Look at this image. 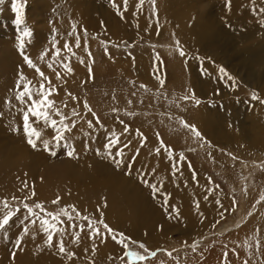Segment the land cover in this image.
<instances>
[{
	"label": "rangeland",
	"instance_id": "1",
	"mask_svg": "<svg viewBox=\"0 0 264 264\" xmlns=\"http://www.w3.org/2000/svg\"><path fill=\"white\" fill-rule=\"evenodd\" d=\"M79 1L83 2V7L85 3H87L91 8L88 12L85 10L86 8H84L85 12L80 13L79 11L78 13L80 14L92 13L91 16H94V14L105 15L107 12H111L112 16L115 18L120 16L117 7L114 6L111 0ZM130 1L135 3L138 0H128V2ZM219 1L220 0H209L208 4L204 6V11L209 9L214 10L215 14L213 17L215 19L223 18L224 14H228L229 12L231 14L233 11L219 9L222 8L218 6ZM262 1L264 2V0ZM44 2L51 5L52 8L55 6L54 3H57L56 0H33V2L30 3H27L25 0V24L20 28L14 23L15 13L11 11V0H4V3L0 4L1 6L5 5V9L0 10V112L3 113V116L0 117V201L8 200L13 207L20 206L21 212L18 215L21 219L24 214V209L22 207L23 203L33 206L37 202L41 203L46 211L50 213H58L67 206V211L73 217H76V213L71 211L70 204L67 202L65 203L56 192H59L57 189L61 184L68 181L70 182V188H72L76 182V184H78V190H80V185L85 179L83 170L80 171L79 167H77V165H80V161L84 156L73 130L71 132H65L64 135L66 139L74 145L77 154V158L67 157L75 159L77 165H69L70 170L65 172L64 169L66 168L63 167L62 164L67 161V157L65 159H62V157L66 154L63 151H59L56 156H52L49 152L42 150V148H32L27 143L22 131L19 133L13 131L14 128H22V120L15 123L17 118H22V115H20L22 113L17 111L19 108L15 105L13 108L4 103V99L15 87L19 72L23 73L26 78L25 82H31L34 89L38 88L40 85L38 81L31 79L32 75L36 77L38 75L35 69L25 64L19 52L18 33L22 32L23 27L26 26L34 32L33 36L30 38V43L28 42L29 38H25V50L26 54L30 56L37 67L40 68L39 61L47 63L49 59L47 53L43 52V50L46 47L47 50H50L49 48L52 46L53 40H55V45L57 44V38L50 39L46 35V32L56 29L59 25L56 24L55 17L51 18L44 15V10L42 8ZM95 3H100L101 6L96 7ZM115 3L119 5V12H125L124 8L121 7L124 0H115ZM239 3L234 1L233 5L227 8L238 7V17H240L239 25L241 29L242 23L245 20H249L251 21L250 23H253L251 26L254 27H251V30L254 35H257L256 38L258 39L254 38L249 44L247 43V46L251 48L248 50L249 52L242 49L244 43H239L238 38L234 40L232 37V39H230V30L221 29L219 27L215 36L217 43L213 46H209L211 50H207L203 49V44L192 41H187L182 44L185 48L183 49L182 45L177 42L176 37L173 35L171 36V33H168L166 38H149L147 35L133 32L131 30L132 26L129 24L125 25V28L122 27V32L118 30V27L115 28L116 35H119L117 39L113 37L105 38L101 34H99V36H93L90 32L87 33L86 31L85 33L83 29L81 37H83L84 48L85 41L87 42V51H85L84 58L87 67L89 68V66H91L92 78L89 77V72H87L85 79L81 77L82 74L79 75L81 78V80L79 79L80 83H78V78H76L77 83L71 84L70 81L76 77L72 72L67 75L73 77H71V80L65 76L63 77L64 79H57L56 75L54 76L49 69V74L44 72L45 77L48 78V80L44 81L45 86L47 87L50 81L51 85L57 89V92L49 97L56 102L57 107L62 110L71 111L76 109L81 116L84 115L83 125L92 121L99 126H105L104 133L99 135L101 137L100 139L103 140L101 143L102 146L107 143L106 135L108 136L113 129H115L117 133L120 132L119 134L122 135H120L121 143L118 145V147H121L128 139H135L133 137L134 135L130 132L132 128L136 131V127H140L139 129L141 130H143L144 127V130H150V133L152 132V135L154 134L155 137L159 134V139L162 140L163 143L167 145L170 143L176 157H180V154L183 153L185 158L184 164L186 162V165L189 167L188 162L191 163L192 169L195 171V178L201 175L203 180L213 186L217 190V194H220L223 198L224 204L227 207L226 208L223 204L225 207V214H223V216H218L219 218H216L217 220L214 221L210 229L204 230L194 237H191L184 227L177 226L173 227L169 233L163 232L162 239L164 240L162 241L161 239L159 242H156L153 239L134 238L124 231V229H115L110 226L117 231V235H119V233H124L125 237H131L134 241L144 243L148 249L153 251L161 249V251H158L157 256L147 261L146 264H219V262L220 264H225V258H223V253L225 252L228 254L226 264H245V261H247V264H264V199H262L264 198V143H262L264 142V104L262 103L260 110L254 112L253 110H256V107L251 103L255 101L251 99L254 92L258 97L260 94L264 96V90L261 92L259 89L264 87V76H261V72H258L257 67H253L254 64L251 63L254 59L260 60L263 62L260 65V69L264 64V25L260 23L261 20H264V15H254L252 7L251 10L246 8V11L249 10L254 15L253 17H248V14L239 8V6H241V3ZM262 6L264 7V3ZM133 19L134 17L132 16L131 21ZM126 28L127 30L125 31ZM243 32L241 34H243ZM121 34L122 37L120 38ZM53 36H56V34ZM39 37H41V40ZM257 40L259 44L256 45L257 47L253 46V43ZM192 45L193 47H197L199 52H195ZM32 49H37L39 53L35 54L34 52L31 55L30 52ZM105 49H107L108 54H105ZM180 50L185 51L188 58L183 60L184 58L179 55ZM202 50L205 51V53ZM209 51H213L212 57L209 53H206ZM89 52L91 53V57L88 55ZM4 53L9 55L10 58L2 56ZM140 53H152V58H156L157 62L159 61L160 70L162 69L159 76L153 74L154 71L152 67L149 72H147L148 74L142 71L143 75L139 73L140 70L137 69L138 66L151 65V62L148 64L140 63V65L134 62L135 55ZM216 53L219 54L220 57H217L215 55ZM42 54L43 60L41 59ZM196 56L206 58L203 67H206L209 75H202V70H197L201 67L199 61L191 58ZM113 61L120 62L123 69L115 73L116 69L109 64ZM212 61H214L215 64H213ZM46 63L45 65H47ZM220 66H223L225 70L234 77V87H227L225 82L219 80L218 68ZM193 69L199 71L197 76L194 77L195 79L191 77ZM41 71L43 72L42 69ZM52 76L56 79L55 81H53ZM161 80H163V84H161ZM228 83L231 84L230 81ZM142 84L146 87L142 88ZM188 85L195 86L199 91L196 92L201 94H197L200 96L198 99L202 101L199 106H196L193 101L186 104L184 100L181 99L180 94L184 92L183 87L187 89ZM179 87L182 88L180 89ZM218 89L221 96H225L224 98H218L217 96L220 94L215 95ZM202 96H204V98ZM73 97L76 99H73ZM164 98H166V101L172 98L174 100L172 103L173 108L175 107L178 110L181 109L180 115L182 116L183 114L181 121H178L177 117L171 118L168 110L172 107H164V113H168V115H163L160 111L155 109L153 104H149L156 103L157 99L160 101V99ZM225 99L232 103L223 111L224 107L220 102L225 101ZM129 100L134 103L138 102L140 107H135V104L132 102L131 105ZM262 100H264V97ZM206 101L215 102L211 110H209V107L203 108L208 110L206 111L208 114L212 115L213 132L215 130L214 133L218 136L213 142H210L208 138L204 136V129L198 125L199 123L194 124L192 118L194 112L202 109L200 105L203 107ZM85 102L91 111L85 108ZM141 102L146 103L142 106ZM217 103L220 106L216 107ZM233 103L235 105H233ZM113 109H116V111H113ZM245 109L248 111H244ZM249 112L253 113L250 114ZM93 113H95V116ZM126 113H132V115ZM215 113H217V115H215ZM225 114H228L229 117ZM253 115H259L257 118L259 117L261 120H257L256 122V120L251 118ZM215 116L218 117V120H215L217 119ZM97 118L99 123H97ZM188 118H190V120ZM73 120L80 122L73 118H69L66 122L72 124ZM121 120L124 122L123 124L119 122ZM112 121L115 123H112ZM184 122L188 125H194L195 128L202 133L201 137H195L190 128L183 126ZM237 122H239L240 125H238ZM124 124L128 125L130 128V131L127 133H123L124 126L122 125ZM119 126L122 127L120 128ZM36 127L42 131L44 139H49L52 143H55L52 139L53 137L49 138V134L44 131L41 124H37ZM117 127L118 130L116 129ZM86 130L83 132L78 129V132L83 133L80 134V137H87L85 135V133H87ZM137 131L139 132L138 129ZM237 132H239L240 138L236 135ZM225 134L227 137H222ZM249 139L255 140L254 142H247ZM225 140L227 141L225 142ZM166 141L170 142L166 143ZM232 141L243 142L246 146L244 145L245 148L243 147V149L237 147V145L229 146L227 143ZM95 144H98L96 140ZM248 145L250 149L247 148ZM251 146H254L255 150L252 149ZM81 147L83 148V146ZM259 148L262 150H259ZM114 149L112 151H114ZM105 153L107 154V152ZM37 154L41 155V159H38L39 161L36 160ZM6 155H8V158L4 160V156ZM20 157L23 158V160H20ZM110 161L111 159H109V162ZM253 162L254 165L256 164L255 166ZM87 165L90 169L93 168L92 164L88 163ZM30 166L33 169L31 171L33 174L27 175L26 173L31 170ZM252 167H254V170H251ZM72 168L74 170H72ZM139 169L140 163L136 161L130 169L124 171V175H135ZM129 171L131 175L126 174ZM27 176L29 177V181H27ZM67 176L69 177L66 178ZM25 182H27L28 190L25 189ZM33 189L35 192L34 196L32 194ZM47 191L52 195L48 196L46 193ZM13 197L17 199L14 200ZM25 197H28V199H25ZM57 198H59V201L54 204L53 201L57 200ZM226 200L228 202H226ZM90 201L93 206L96 200L92 198ZM80 212L83 213V215L80 214L81 217H88L96 222L100 221L92 212L85 214L81 207ZM237 214H240L241 217ZM113 215H115V213ZM242 216L245 217L243 218ZM240 219L242 221H240ZM60 221L63 223L60 224L58 222L57 227L63 230L64 247L66 252H73L79 257V260H76L77 264H127L126 257L121 259L124 251L122 246L118 241H113L110 237L107 239L108 245H110L108 252L101 257L102 259L94 257L96 254L91 255L90 251L83 252V250H80L83 241L79 238V243L74 242L76 233L67 237L71 234L70 228L76 229L74 231L79 233L78 227L80 228V225H83V230H89L87 220L77 218L73 221H69L67 217L61 214ZM159 221V226L162 229L161 219H159ZM25 223L28 224L29 222L25 221ZM225 223H228V227L223 230L221 228ZM73 224H75V227H73ZM204 227L206 226H203L201 229ZM21 229L22 225H20L19 220L14 218V222H10L7 226V231L9 233L8 240L4 239V232L0 231V246L2 245V249L0 250V264H28L29 262H39V264H42L44 261L45 263L48 262L47 260H49V258L54 259L59 255H65L62 253L60 254L59 251V242L61 238L59 232L54 234L53 246L50 247L45 243L47 235L40 228L39 221L34 225H30L26 235L21 232ZM99 229L101 232L104 231L103 224H99ZM18 234L23 236L19 248H17L14 243ZM33 234H35L36 240L33 238ZM100 242H98L99 244L97 243V246L100 245L102 248L106 246V242ZM194 244L196 245L195 250L193 249ZM88 247H92V241ZM132 248L144 254L143 249H140L138 244L132 246ZM57 252L58 254H56ZM168 253H171V256H169ZM181 254L185 255L186 258L183 259V257H180ZM64 260L65 258L58 259L60 262ZM54 261L55 260H53V262ZM253 261L257 263H253ZM141 264H145V262H141Z\"/></svg>",
	"mask_w": 264,
	"mask_h": 264
},
{
	"label": "bare ground",
	"instance_id": "2",
	"mask_svg": "<svg viewBox=\"0 0 264 264\" xmlns=\"http://www.w3.org/2000/svg\"><path fill=\"white\" fill-rule=\"evenodd\" d=\"M26 1H27V3L33 2V0H26ZM65 1L66 0H56L57 3H54L55 6L53 8L51 5H48L46 2H44L42 5V8L44 10V15L47 17H51V18L55 17V22L57 25H59L55 29L56 30L55 33H53V30L46 32V35L48 38H50V39L51 38H57L58 39V41L56 42L57 44L55 45V47H58L61 49V55L58 57V60H63L65 56H70V66L73 69L72 73L74 74V76L76 75V77L73 78L71 75L67 76L69 74V72H67L64 68L59 67L57 64H54L55 70H53V71H52V69H50L48 67V62L51 60L53 52L55 50V48L53 46V42H52V46L49 48L50 50H47V47L43 50V52L47 53V56L49 58L47 60V63L43 62V61L42 62L39 61V66L43 70V72H46L47 74H49V72H48V69H49L51 71V73L54 74V76L56 75V72H59L61 78H63L64 76L67 77L69 80H71L73 78V80L70 81L71 84L77 83L76 78H78V83H80L79 82V79L81 80V78L79 76L80 74H82L81 77H83L85 79L87 72H88V69H89L86 65L85 58H84L85 48H84V42L82 39L83 37H81V35L83 33V29L86 30L87 33L90 32L91 34H93V36H99V34H101L105 38L113 37V38L117 39V37L119 35H116L115 28L118 27V30H120L122 32V30H123L122 27L125 28V25L130 24L132 26L131 30L133 32H139L143 35L149 36V38H154V37L155 38H166L168 33H171V36L173 35L174 37H176L177 42L181 45L186 43L187 41L199 42V43L203 44V49H207V50H211L209 48V46H213L217 43L215 36L217 34L218 27L221 29L230 30L231 32L230 33L228 32L230 37H231L230 39H232V37L234 40L236 38H238L239 43H241V44L244 43V46L242 49L245 51H248L249 49H251L247 46V43L249 44V42L251 40H253L254 38L257 37L256 34H255L256 35L255 36L252 33L251 27L253 28L254 26H251V24H253V23H250L251 21L245 20L242 23V29L240 28V25H239V18L240 17H238V7L227 8V7H229V0H224V1L220 0L218 2V6L222 7V8H219L221 10H230V11L233 10L231 12L232 15L229 12L228 14H224L223 18H216V19L213 17L215 14L214 10L209 9V10L204 11V6L206 4H208L209 0H154V3L152 2V0H145V3L142 6H140L139 8L137 7V5L139 4V0L135 3L130 1V2H128V5H127L128 11L123 12V18L121 17V15L119 17L115 18L112 16L111 12H107L105 15L94 14V16H91L92 13L80 14L82 12H85L84 8H86L85 10H87V12L90 11L91 8L87 3H85V6L83 7L82 1H79V0H74V1L73 0H67L68 2L67 1L65 2ZM202 1H204V2H202ZM234 1H236L237 3H239V2L241 3V6H239V8L242 9L246 14H248V17L254 16L251 13V11H249L253 7V0H248V1L247 0H230V6L233 5ZM263 3L264 2L262 0H255V6L263 7L262 6ZM4 6L5 5H3V6L0 5V10L5 9ZM95 6L99 7V6H101V4L95 3ZM121 7L124 8V3L122 4ZM246 8H249V10L246 11ZM94 9H92V10H94ZM79 11H80V13H78ZM132 16L134 17V19L131 21ZM250 20H251V18H250ZM254 22H256V21H254ZM28 24H29V22H28ZM82 25L84 28L82 27ZM44 29H46V28H44ZM126 30H127V28L125 29V31ZM213 31L214 32L216 31V32L214 33ZM70 32L73 33L72 36L68 35ZM242 32H243V34H241ZM76 33H78L80 36V47L79 48L75 47V43H76V35L75 34ZM54 34H56V36H53ZM122 34H121L120 38L122 37ZM44 37H46V36H44ZM39 38L41 40V37H39ZM256 39H258V38H256ZM65 41L69 42L72 52H75V56H71L70 52H68L67 50H64L63 45H64ZM258 44H259V42L257 40L253 43V46H256ZM192 47H193V45H192ZM182 48L185 49L183 47V45H182ZM193 50L195 52L198 51L197 47H195V46L193 47ZM259 50H261V49H259ZM34 52H35V54L39 53V51L37 49H35V50L32 49L30 54L32 55V53H34ZM203 52L205 53V51H203ZM6 53H4L2 56L8 58L9 55H7ZM206 53H209V55H211V57H212L213 51H209ZM151 54L152 53H149V54H147V53L141 54L140 53V54L135 55V61L134 62L139 63V65H140V63L141 64H148L149 62H151V65H147V66L146 65H140V66H138L137 69L140 70L139 73L143 72L145 74H148L147 72H149L151 67L154 71L153 74L156 75L157 71H159V73H161L162 69L160 70L159 61L157 62L156 58L153 59ZM215 55L217 57H220V55L217 53ZM256 55H253V56H256ZM79 57H83V61H84L83 63L80 62ZM183 58H184L183 60H185V58H188V57L186 55V57H183ZM45 63L47 65H45ZM251 63L254 64L253 67L254 66L257 67L258 72H261V76H264V69H263L264 64L262 65V67L260 69V65L263 62H261L258 59H254V60H252ZM109 64L116 69L115 73H116V71H121L123 69L120 65V62H118V61H113ZM199 68L200 69H197V70H202L201 67H199ZM203 68H206V67H203ZM197 70L196 69L192 70V72H191L192 78L196 77L197 74L199 73V71H197ZM85 72H86V74H85ZM143 73H142V75H143ZM83 74H85V75H83ZM200 75H201V73H200ZM126 76H128V75H126ZM140 76H141V74H140ZM185 76H187V75H185ZM213 76H215V75H213ZM130 77H131V75H130ZM56 78H57V76H56ZM31 79H35V81H38L39 83H41V80L38 76L36 77V76L32 75ZM52 79H53V81L56 80L53 76H52ZM190 82H191V80H190ZM65 83H66V81H65ZM54 85H55V83H54ZM179 88L181 89L182 87H179ZM183 89H184V92L181 94L179 93L180 97H182L184 95H191V90H193V89L195 90V96L197 98L200 97L198 95H201V94L197 93L199 91L196 89L195 86H189L188 85L187 89H186V87L185 88L183 87ZM259 89L262 92L264 90V87H261ZM15 94L16 93H15V90L13 88L12 92L9 93V95L6 98L10 99L13 105L20 108L19 103L15 100ZM213 95H214V93H213ZM261 96L262 95L260 94L258 100L251 102L252 105L254 104V106L256 107V110L255 109L253 110L254 112L260 110V107H262V103L260 101L262 100V98L264 96H262V97ZM202 97L204 98V96H202ZM210 97L213 98L212 96H210ZM217 97L222 99L225 96L224 95L221 96V94H220ZM5 99H4V101H5ZM158 99H157L156 103H149V104H151V105L153 104L155 109L160 111L163 115H166V114L168 115V113H169L171 115V118L177 117L178 121L182 120L183 114H182V116L180 115L181 109L178 110L175 107L173 108L172 103L174 102V100L172 98H170L168 101H166V98L160 99V101ZM207 100H208V97H207ZM129 101H131V100H129ZM131 102L133 104H135V107H137V108L140 107L138 102H135V103L133 101H131ZM184 102L187 104L188 102H192V101L189 100L187 102L186 101H184ZM210 102L206 101V104L203 107H202V105H200V107L202 109L195 111L192 118H193L194 124L199 123L198 125L204 129V132L202 131L205 134L204 136L206 138H208V140L210 142H213L218 138V136H217V134L214 133L215 130L213 132L212 115L208 114L206 112L208 110L203 109V108L209 107V110H211V108L214 106L215 102L214 103L213 102L210 103ZM132 103H130V104L132 105ZM145 103L146 102H141L142 106H144ZM231 103L232 102L231 101L229 102L227 99H225V101H223V102H220V104L224 107L223 111ZM233 105H235V104L233 103ZM217 106H220V105H218V103H217L216 107ZM164 107H172V108H169L168 113H164ZM234 108H235V106H234ZM142 109H143V107H142ZM63 110H64L63 112H64L65 116H69L70 118L77 119L78 121H80V122H76V124L72 128V130L78 139V145H80V148L82 149L83 156H84V158L80 161V165H77L75 159H70L69 157H67V155H64L62 157V159H65L67 157L66 158L67 161L62 164L63 167H65L67 169V170L64 169L65 172L70 170L69 165L76 164L77 167H79V170L80 171L83 170V172L85 174V179H84L83 183L80 185V187H81L80 190H78V184H76V182H75V185L72 188H70V186H69L70 182L69 181L64 182V184H61L57 189L59 191V192H56V193H58L57 195L60 196L65 203L67 202L70 204L71 211H73V207H74L76 209V211H78L80 214L83 215V213L80 212V207H81L85 214L92 212L95 214V216H97L96 218H99V219H101L100 213L102 212L103 213V220L106 223H108L109 226H111L115 229H124V231H126L128 234H130L134 238L136 237V238H143V239H153L156 242H159L162 239L163 232L169 233V231L173 227H177V226L178 227L179 226L184 227L185 230H187L188 234L191 237H194V236L200 234L201 232H203L204 230L210 229L211 226L213 225L214 221L217 220L216 218L218 216H221L222 212H223V214H225V207L226 206L224 204V201H223V198L221 197V195L217 194V190L213 186H211L210 184L206 183L203 180V178L201 177V175L196 176V178H195L193 176V173L189 170V167L186 165V162H185V164L183 163V166H182V168H180L179 171H174L173 163L175 162V160H179L180 157L177 156L178 157L177 158L174 155L175 160L170 158L169 154L167 152H165L163 146L161 145V143H160L161 140L158 139V137H155L154 134L152 135V132L150 133V130L149 131L144 130V127H143V130H141V129H139L140 127L139 128L136 127V131H135L134 128H132L130 126L132 128V130L131 131L129 130V131L132 133V135H134L133 137L135 139H132V140L128 139V141H126L127 143L125 142V144H129V141L131 143L129 144V146L127 148L124 149V152H125V156L123 158L124 159V165L117 166L113 162V160H111L109 162V157L105 153L106 151L104 149V146L101 145L103 140L100 139L101 137L99 135H102L104 133L105 126L101 127V126L94 124L92 122L93 128H89L88 123L83 125V123H84L83 122V116L84 115L81 116V114L77 111L79 113V116H70L71 110H65V109H63ZM244 111H248V110L245 109ZM251 113H253V112H251ZM189 114H191V113H189ZM20 115H22V114H20ZM215 115H217V113H215ZM225 115L228 116V114H225ZM257 116H259V115H253V116H251V118L256 120V122H257V120H261L259 117L257 118ZM222 117H224V116H222ZM54 118L57 119L59 117H54ZM216 118L217 119H215V120H218V117H216ZM255 118H257V119H255ZM188 119L190 120V118H188ZM21 120H22V118H17L15 123H18ZM112 123H115V122L112 121ZM68 124H70V123H68ZM108 124H110V123H108ZM237 124L240 125L239 122H237ZM124 125H122V126H124ZM41 126L43 127L44 131H46L49 134V138H51L55 135V132L53 129L46 128L43 124H41ZM122 126H119V127L121 128ZM142 126H144V125H142ZM78 129L82 130L83 132H85V130L87 129L86 130L87 133H85V135L87 137L81 136V137H83V138H81L80 134H83V133L78 132ZM116 129L118 130V127ZM137 129L139 130V132L137 131ZM219 129H220V127H219ZM118 133H120V132H118ZM123 133H124V131H123ZM226 134L223 135L222 137L225 136V138H226L227 137ZM236 135H238V137H239V132H237ZM91 136H93V137H91ZM43 137L44 136L42 135V138ZM106 137H107V135H106ZM142 137L147 138L146 140L143 141V146H141ZM152 138H153V141H152ZM229 138H231V137H229ZM125 139H127V138H125ZM95 140L98 144H95ZM254 140L249 139L247 142H254ZM123 141H125V140H123ZM226 141L227 140H225V142ZM169 142L170 141H168V142L166 141V143H169ZM262 143H264V142H262ZM163 144L167 145L165 143H163ZM227 144L229 146L237 145V147H239V148L241 147L242 149H243V147L245 148V146H246L245 143H243V142L240 143L238 141L228 142ZM85 145H87V148L85 147ZM81 146H83V148ZM167 146L169 149L174 150L173 147L170 145V143ZM121 147H123V146H121ZM255 147H256V145H255ZM255 147L251 146V148L254 150H255ZM175 148H177V147H175ZM247 148L250 149V146L248 145ZM97 149H99V154H97V151H96ZM137 149H139L138 155H137ZM157 149H160V151L157 152ZM230 149H231V147H230ZM259 150H262V149L259 148ZM115 151H116V149H114L113 153H115ZM237 152H239V151H237ZM7 158H8V155L4 156V160H7ZM133 158H135V162L137 161L138 163H140V169L137 170L135 175H132V176L124 175V171L130 169L134 165L135 162L132 163ZM21 159L23 160V158L20 157V160ZM38 159L39 160L41 159V155L37 154L36 160L39 161ZM263 161H264V158H263ZM10 162H8V163H10ZM88 163L93 165L92 169L89 168V166L87 165ZM10 164H13V163H10ZM128 164H131L130 168L126 167ZM253 165H254V162H253ZM248 168H250V167H248ZM253 168L254 167H252L251 170ZM30 169L31 170H29V172L26 173L27 175L33 174V173H31V171L33 170L31 166H30ZM72 170H74V169L72 168ZM64 171H63V173H64ZM52 173H54V172H52ZM68 177L69 176H67L66 178H68ZM28 179H29V177L27 176V181H29ZM145 179L148 181L149 184L150 183L156 184V187L159 190L156 195L153 194L152 189L149 186L145 185V183L143 182V180H145ZM25 189L28 190L27 187ZM46 193L48 196L52 195L49 191H47ZM205 197H207V199H205ZM92 198H94L96 200L93 206H92V202L90 201ZM38 199H40V198H38ZM77 201H79V202H77ZM166 201H167V203H166ZM226 202H228V201L226 200ZM223 204L225 207L223 206ZM98 209H99V211H98ZM172 209H175V211L171 212ZM76 211H73V212L76 213ZM170 212H171V215H169ZM114 213H115V215H113ZM239 217H241V215ZM243 218H242V220H243ZM159 219H161L162 229L159 226V224H160ZM242 220L240 219V221H242ZM203 226H206V227L201 229ZM227 227H228V223H225V224H223L221 229L224 230ZM74 230H76V229L70 228L71 234L68 235L67 237H70V236L74 235V233H77V231H74ZM78 232H79V238L82 239V241H83L82 247L80 248V250H83V252H86L85 249H87V252L90 251L91 255L96 254L94 257H99V259H102L101 257H103L105 255V253L108 252V249L110 246V245H108V240H106V246L102 248V247H100V245L97 246V243L101 241L100 238H96L95 241L89 239V230L81 231V229L78 227ZM59 235H61V234H59ZM35 240H33V241H35ZM163 240L164 239H162V241ZM91 241H92V247H88V245L90 244ZM40 243H37V244H40ZM93 243H95V250H93ZM1 249H2V245L0 246V250ZM71 253H73V252H71ZM56 254H58V252ZM223 256H224V253H223ZM58 257H56L54 259L49 258V260L46 259L48 262L45 263V261H44L42 264H77L76 260L77 261L79 260V257L75 254L73 255V257L71 259H69V257L66 254L63 256L59 255ZM180 257H183V259L186 258V256L183 254H181ZM57 258L58 259L65 258V260L63 262H60V261H58ZM28 259H30V258H28ZM53 260H55V261L53 262ZM254 262L255 261H253V263ZM258 262H261V261H258ZM206 263H208V262H206ZM255 263H257V262H255ZM28 264H39V262L38 263L29 262ZM219 264H220V262H219Z\"/></svg>",
	"mask_w": 264,
	"mask_h": 264
},
{
	"label": "snow or ice",
	"instance_id": "3",
	"mask_svg": "<svg viewBox=\"0 0 264 264\" xmlns=\"http://www.w3.org/2000/svg\"><path fill=\"white\" fill-rule=\"evenodd\" d=\"M111 2L114 4V6L117 7L118 14L121 15L123 18V13L119 12V5H116L115 0H111ZM154 3V0H152ZM4 3V0H0V4ZM145 3V0H139V4L137 7L139 8ZM128 0H124V11H128ZM229 6H230V0H229ZM24 7H25V0H11V11L15 13V25L20 28L21 26H24L25 24V18H24ZM252 12L254 15L261 16L264 15V7L257 8L255 6V0H253V8ZM260 23L264 25V20H261ZM55 29H53V33H55ZM86 33V30H85ZM34 32L32 29L28 27H23L22 32L18 33V41H19V52L22 56V59L24 60L25 64L28 67H31L35 69L36 74L41 80V83L38 88L34 89V86L31 84V82H25L26 78L24 77L22 72L18 73V80L15 84L14 90H15V100L19 103L20 108L17 109V111L22 113V128L17 127L14 128L13 131L19 133L23 132L27 143L34 149L42 148V150L49 152L50 155L56 156L59 151H63L67 156L70 158H77V154L75 152L74 145L71 144L65 137V132H71L72 128L75 126L76 121L73 120L72 124H68L66 121L69 120V116H65L64 112L61 108L56 106V102L49 97L53 95V93L57 92V89L51 85L49 81V85L46 87L44 81L48 80L47 77H45L44 72L40 70L39 67L33 62V60L30 58L28 54H26V42L25 38H29L28 42L30 43V38L33 36ZM69 36H72L73 33H69ZM76 35V43L75 47H80V36L78 33ZM53 46L55 48L51 60L48 62V67L50 69H54V64H57L59 67L64 68L67 72L71 73L73 71L72 67L70 66V56H65L63 60H58V57L61 55V49L58 47H55V40H53ZM64 50H67L71 53V56H75V52H72L71 46L69 42L65 41L63 45ZM85 51H87V42L85 41ZM105 54L107 53V49H105ZM89 57H91V53H88ZM179 55L181 57H186V53L183 50L179 51ZM194 59H197L201 65L202 68V75L208 74V70L206 68H203L204 60L206 58L203 57H191ZM41 59L43 60V54L41 55ZM80 62L83 63V57H79ZM213 64H215L214 61H212ZM89 77L92 78V69L91 66H89L88 69ZM219 73V80L222 82H225L227 87H234L235 86V79L232 75H230L223 66H220L218 68ZM57 79H60V73L56 72ZM157 76H159V71L157 72ZM231 82L229 84L228 82ZM161 84H163V80L160 81ZM141 87H146L144 85H141ZM219 89L215 93V95H219ZM71 95V94H69ZM73 99H76L73 97ZM184 101H194L196 106H199V104L202 102L200 99H198L195 96V90H191V95H184L181 97ZM252 100L259 99L258 95L254 92L252 97ZM261 103H264V100L260 101ZM5 104L9 105L10 107H15L12 105V102L10 99H5ZM131 103V101H129ZM66 106V105H65ZM85 108L88 111H91L90 108H88L87 103L85 102ZM113 111H116V109H113ZM128 115H132V113H126ZM95 116V113H93ZM3 116V113L0 112V117ZM58 116L59 119H55L54 117ZM70 116H79V113L76 111V109H73L70 113ZM121 124L124 122L121 120L119 121ZM97 123H99V120L97 118ZM37 124H43L46 128H51L54 130L55 135L53 136V140L55 143H52L49 139H43L42 138V131L36 127ZM184 127L190 128L193 132L194 136L199 138L201 137V133L195 128L194 125H188L186 122L183 124ZM88 127L93 128L92 121L88 122ZM103 127V125H101ZM129 131V126L124 125V133H127ZM120 135L115 131V129L112 130L111 133L106 137L107 143L104 145V149L108 154L109 159L113 160V162L117 166L124 165V156L125 152L124 149L129 146L131 143L129 141V144H124L123 147H118L120 145ZM157 137L159 139V134H157ZM146 137H142L141 146H143V141L146 140ZM161 145L163 146L165 152L169 154V157L175 160L174 157V150L169 149L167 145L163 144V141H160ZM87 148V145H85ZM116 149L115 153H113V149ZM97 154H99V149L96 150ZM160 149H157V152H159ZM139 154V149H137V155ZM184 156L183 153L180 154V159L175 160L173 163V169L174 171H179L180 168H182L184 163ZM135 162V158H133L132 163ZM189 164V170L193 172V176L195 177V171L192 169L191 163ZM126 167L130 168L131 164H128ZM126 174L131 175V172H127ZM145 185L149 186L152 189V192L154 195L158 193V189L155 184H149L148 181L145 179L143 180ZM25 187H28L27 183L25 182ZM33 196L35 195L34 189H33ZM13 199H17L16 197H13ZM25 199H28V197H25ZM207 199V197H205ZM264 199V198H262ZM59 198L57 200H54L53 203H58ZM259 202V201H258ZM167 203V201H166ZM24 209L23 218L21 219L18 215L21 212L20 206L13 207L8 200L0 201V231L4 232V239H9V233L7 231V226L10 224V222H14V218L19 220L20 225H22L21 232L23 234L28 233V229L30 225H34L39 221L40 228L43 230V232L47 235V239L45 243L48 246H53V237L56 232H60L61 238L59 242V251L62 254H66L69 259L72 258L74 253L66 252V249L64 247V240H63V230L62 228L57 227V223L59 222L62 224L63 222L60 221V215L63 214V216L67 217L69 221H73L77 218L85 219L88 221V229H89V239L95 241L96 238H100L101 242H106V240L110 237L113 239V241H118V243L123 248V256H121V259L127 258V264H141V262H146L154 259L158 251H161V249L158 250H151L146 247V245L142 242L134 241L131 237H125L124 233H119L117 235V231L112 229L107 223L103 220V213L101 212V219L99 222H96L88 217H81L80 213L76 211V209L73 207V211H76V217H73L68 211L67 206L65 209H61L58 213H50L47 212L44 206L37 202L33 206H30L27 203H23L22 205ZM99 211V209H98ZM175 209H172L171 212H174ZM171 212L169 215H171ZM221 216H223V212L221 213ZM51 218V219H49ZM25 221H28L29 223L26 224ZM99 224H103L104 231L101 232L99 229ZM73 227H75V224H73ZM81 231H83L84 226L80 225ZM33 238H35V234H33ZM23 240V236L18 234L15 239V246L17 248L20 247ZM75 243H79V233L75 234L74 238ZM140 249H143L144 254H142L139 251L133 250L132 246L137 245ZM196 245H193V249L195 250ZM93 250H95V243H93ZM87 251V249H85ZM169 256H171V253H168ZM227 252L224 253L225 258V264L227 261ZM245 264H247V261H245Z\"/></svg>",
	"mask_w": 264,
	"mask_h": 264
}]
</instances>
